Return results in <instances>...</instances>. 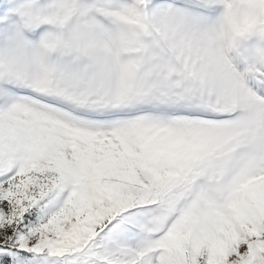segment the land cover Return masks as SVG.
Returning a JSON list of instances; mask_svg holds the SVG:
<instances>
[{"label":"snow or ice","instance_id":"snow-or-ice-1","mask_svg":"<svg viewBox=\"0 0 264 264\" xmlns=\"http://www.w3.org/2000/svg\"><path fill=\"white\" fill-rule=\"evenodd\" d=\"M0 264H264V0H0Z\"/></svg>","mask_w":264,"mask_h":264}]
</instances>
